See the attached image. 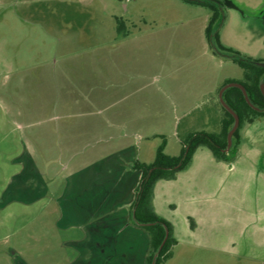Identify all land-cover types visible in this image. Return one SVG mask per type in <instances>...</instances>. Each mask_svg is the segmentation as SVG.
<instances>
[{"label":"rangeland","instance_id":"rangeland-1","mask_svg":"<svg viewBox=\"0 0 264 264\" xmlns=\"http://www.w3.org/2000/svg\"><path fill=\"white\" fill-rule=\"evenodd\" d=\"M118 1L93 0L89 14L81 12L89 0H0V264H81L89 258V162L99 151L89 143L110 133L89 122L109 112L100 98V56L112 36L103 26L114 21V7L127 23L138 17L125 4H136L139 18L161 41L150 74L242 76L244 69L229 55L217 53L214 62L201 55V14L208 7L184 0ZM263 6L264 0L257 9L223 5L222 42L245 57H264ZM124 48L119 44L114 53ZM177 48L187 55H165ZM158 86L168 93L160 74L151 84ZM150 90L139 94L142 121L151 118ZM214 127L208 130H219ZM132 130L137 141L158 130L164 131L160 138L172 137L167 126L143 123Z\"/></svg>","mask_w":264,"mask_h":264},{"label":"crops","instance_id":"crops-1","mask_svg":"<svg viewBox=\"0 0 264 264\" xmlns=\"http://www.w3.org/2000/svg\"><path fill=\"white\" fill-rule=\"evenodd\" d=\"M125 1L128 0H119L118 4ZM234 1L253 9L260 2ZM92 3L89 0L81 12L92 13ZM125 5L126 11L131 10L138 18H130L127 23L119 21V9L113 6L114 21L103 26L112 34L107 44L104 42L100 56V98L107 100L102 107L109 112L97 123L89 122V126H107L110 133L89 141V146L99 151L89 162V258L81 264H144L149 252V233L132 216L142 175L134 164L155 160L163 140L159 136L164 131L148 133L137 141V130L130 131V127L143 123L170 127L172 137L165 138V152L178 156L183 139L191 133L220 131V90L229 80H245V71L239 78L204 71L150 74L162 43L149 32L152 25L139 18L141 9L136 4ZM260 14L262 27L264 6ZM201 15L205 19L201 25V55L214 62L217 53L206 37L211 11ZM220 40L223 41L221 37ZM122 43L125 48L114 53ZM165 55L187 54L177 48L169 52L166 49ZM157 74L164 77L167 94L159 86L156 90L151 87ZM143 88H151L147 93L153 95L146 106L150 107L149 121H142L137 114L142 107L138 98ZM159 94L163 96H156ZM211 125L219 130H208ZM125 129L130 133H124ZM240 132L238 156L233 162L217 159L211 149L201 146L190 164L174 178L155 183L153 207L172 223L177 239L171 257L162 264H264V116L246 122Z\"/></svg>","mask_w":264,"mask_h":264},{"label":"trees","instance_id":"trees-1","mask_svg":"<svg viewBox=\"0 0 264 264\" xmlns=\"http://www.w3.org/2000/svg\"><path fill=\"white\" fill-rule=\"evenodd\" d=\"M192 4L208 7L211 15L206 26V37L216 53H225L237 62L245 71V80L240 82L245 86L248 97L252 103L246 100L243 91L236 86H230L223 92L224 101L239 115L240 124L235 130L232 145H228V132L234 124V116L221 103L223 119L221 129L218 132H194L183 139L182 152L178 156H171L165 152V138L156 151L155 160L152 163L136 161L134 167L142 171L141 180L136 191L133 203L132 216L135 223L144 227L150 236V247L144 264H162L172 255L173 246L177 239L173 234V225L170 221L157 214L153 207V193L155 183L160 179L174 178L177 173L185 169L192 161L195 150L201 146H207L217 159L233 162L239 151L241 143V128L246 122H252L258 117L264 116V93L261 83L264 82V59H245L239 51L225 46L219 36L218 26L222 17L221 5L216 0H184ZM221 4L222 1H220ZM252 60L253 62L249 61ZM227 82H230L227 81ZM168 230V236L161 243Z\"/></svg>","mask_w":264,"mask_h":264},{"label":"water","instance_id":"water-1","mask_svg":"<svg viewBox=\"0 0 264 264\" xmlns=\"http://www.w3.org/2000/svg\"><path fill=\"white\" fill-rule=\"evenodd\" d=\"M224 3L228 6V7H233V8H236V9H240L239 5L236 4L233 0H224ZM245 59H247V57H244ZM251 62H253L252 60H249ZM256 64L258 65H264V62H257L255 61ZM230 86H236V87H239L243 93H244V96L246 98V100L248 101V103L250 105H252L249 97H248V94H247V91H246V88L245 86L241 83V82H238V81H232V82H228L226 83L225 85H223V87L221 88L220 90V100H221V103L223 104V106L228 110L230 111L233 116H234V124L233 126L231 127V129L229 130L228 132V136H227V140H228V145H227V148H229L231 145H232V138H233V134L235 132V130L238 128L239 124H240V117L239 115L224 101L223 99V92L226 88L230 87ZM261 90L262 92L264 93V82L261 83ZM168 236V230H166V235L161 243V246L164 244L166 238Z\"/></svg>","mask_w":264,"mask_h":264},{"label":"flooded vegetation","instance_id":"flooded-vegetation-1","mask_svg":"<svg viewBox=\"0 0 264 264\" xmlns=\"http://www.w3.org/2000/svg\"><path fill=\"white\" fill-rule=\"evenodd\" d=\"M217 1V3H219V5H221L220 7L222 8L223 7V5H225V3H224V0H216ZM220 1H222V3L223 4H221V2ZM234 1V0H233ZM235 2V1H234ZM236 3V2H235Z\"/></svg>","mask_w":264,"mask_h":264}]
</instances>
